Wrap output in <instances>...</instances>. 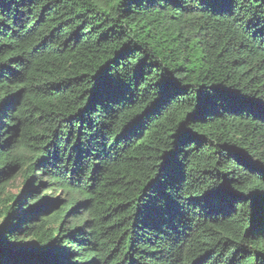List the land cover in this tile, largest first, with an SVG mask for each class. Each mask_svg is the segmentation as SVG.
I'll return each instance as SVG.
<instances>
[{
  "label": "trees",
  "instance_id": "trees-1",
  "mask_svg": "<svg viewBox=\"0 0 264 264\" xmlns=\"http://www.w3.org/2000/svg\"><path fill=\"white\" fill-rule=\"evenodd\" d=\"M0 264H264V0H0Z\"/></svg>",
  "mask_w": 264,
  "mask_h": 264
},
{
  "label": "rangeland",
  "instance_id": "rangeland-1",
  "mask_svg": "<svg viewBox=\"0 0 264 264\" xmlns=\"http://www.w3.org/2000/svg\"><path fill=\"white\" fill-rule=\"evenodd\" d=\"M21 183L22 179L20 177H17L13 181V184L10 187V190L13 192V194H17L21 190Z\"/></svg>",
  "mask_w": 264,
  "mask_h": 264
}]
</instances>
